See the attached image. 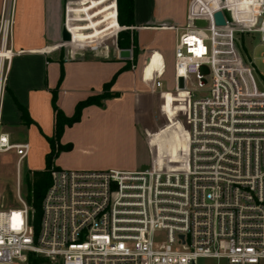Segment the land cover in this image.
<instances>
[{
  "label": "built area",
  "instance_id": "built-area-1",
  "mask_svg": "<svg viewBox=\"0 0 264 264\" xmlns=\"http://www.w3.org/2000/svg\"><path fill=\"white\" fill-rule=\"evenodd\" d=\"M192 4L173 50L172 94L188 97L186 124L153 131L151 163L137 171L53 168L36 235L20 191L30 146L1 128L9 60H0V153L16 156L18 203L9 207L0 194V264L26 263L29 254L57 264H264V88L235 42L236 34L254 37L264 64V0ZM11 27L4 2L0 50ZM162 75L154 73L152 91ZM173 128L181 141L159 154L152 140Z\"/></svg>",
  "mask_w": 264,
  "mask_h": 264
},
{
  "label": "crops",
  "instance_id": "crops-1",
  "mask_svg": "<svg viewBox=\"0 0 264 264\" xmlns=\"http://www.w3.org/2000/svg\"><path fill=\"white\" fill-rule=\"evenodd\" d=\"M192 1L131 0L129 16L127 0H0V14L4 2L11 14L7 48L13 52L12 58L5 61L3 124L12 142L22 143L15 139L11 128L25 133L23 142L30 146L27 157L34 148L42 150V164L30 171L44 168V155L49 150L44 137L53 132V91L57 107L67 117L79 101L104 91L108 94L99 103L84 107L79 121L64 128L59 142L70 145V149L59 152L54 165L121 171H137L150 165L149 135L155 124L186 114L185 104L172 94L173 88L162 89V80L169 72L173 82L174 43L189 20ZM118 24L119 31L136 33L134 63L131 49L128 58L119 57L116 41L112 48H96L102 40L115 36ZM66 25L72 41L65 44L61 42V29ZM66 45L79 50L90 48L64 54ZM156 71H163L161 87L152 91ZM17 104L27 112L29 125L22 123ZM152 141L161 154L163 149L174 151L178 139L169 129ZM91 150L97 152L93 158L88 154Z\"/></svg>",
  "mask_w": 264,
  "mask_h": 264
},
{
  "label": "rangeland",
  "instance_id": "rangeland-1",
  "mask_svg": "<svg viewBox=\"0 0 264 264\" xmlns=\"http://www.w3.org/2000/svg\"><path fill=\"white\" fill-rule=\"evenodd\" d=\"M118 33V32H117ZM117 33L114 37L102 40L100 43L97 44L96 48L103 49V48H112L114 47V43L116 41ZM235 42L237 45V48L244 59H249L252 61V58L254 59V73L253 76L255 78L256 84L260 88H264V64L261 63L259 55L262 51V48L259 46H254L256 41L254 37H247L242 35H235ZM81 50L72 48L71 46L66 45V47H63L62 52L64 54L69 53H75L77 54L80 51H87L90 47H80ZM171 49V48H170ZM71 56V55H69ZM163 83L165 86L162 89H168L171 90L173 88V82H172V75L171 73L167 74V78H163ZM263 81V82H262ZM166 83H168L170 86L167 87ZM180 101H182L185 104V109L188 108V97L187 95L180 96ZM186 118H181V123L183 125L186 124ZM170 123L168 121H160L155 124V132H157L160 129H163L164 127H167V124ZM2 130H8L5 128L3 122L1 126ZM13 132L15 133V139L17 141L23 142L26 141V135L23 132H19L14 128H11ZM173 130L176 132L177 139L181 141L180 135L178 134L177 130L173 128ZM41 149L34 148L30 155L26 157L20 165V191L23 198L26 199V196L29 193L30 189V183H31V177H30V170L32 168H35L37 165L42 164V156H41ZM95 150H91L88 152L89 157L93 158L96 155ZM16 156L12 152L7 153H0V194L4 197V203L5 205L9 207H17L18 203L15 198V192H16ZM56 168H59L57 165H55ZM65 169V168H60ZM77 170V169H72ZM82 170H88V169H82ZM200 264H222L220 262L216 261H199ZM14 264H27L26 263H14ZM41 264H57L53 261L49 260L48 258H44L43 262Z\"/></svg>",
  "mask_w": 264,
  "mask_h": 264
},
{
  "label": "trees",
  "instance_id": "trees-1",
  "mask_svg": "<svg viewBox=\"0 0 264 264\" xmlns=\"http://www.w3.org/2000/svg\"><path fill=\"white\" fill-rule=\"evenodd\" d=\"M127 10L129 16H131V0H127ZM118 23H121L120 18H118ZM118 24V33L116 37V45L119 49H131L133 51V59L132 62L136 61V54H137V46H136V33L132 30L126 29L121 30V27ZM129 68V66H128ZM114 77L110 82L104 85V88H108L112 82ZM108 94L104 91L97 97H89L86 100L79 101L75 108L74 112L70 117L64 115V113L57 107L56 105V93L55 91L52 92L51 97V104L54 113L53 118V132L51 136H45V140L48 143L49 150L44 155V168L41 170H33L30 171L31 183L29 193L26 196V201L30 205L32 209V224L34 228L35 235L38 232L39 228V221L41 215V202L44 196V193L47 187L50 184V171L53 168H56L54 165V159L59 154V152L70 149V145H61L60 144V137L63 133L65 127H69L74 123L78 122L81 116V111L84 107L90 104H97L99 103L100 99L107 97ZM17 108L21 113V121L22 123L29 125L31 120L27 112L17 104ZM45 257L36 255V254H29L27 258V264H41Z\"/></svg>",
  "mask_w": 264,
  "mask_h": 264
},
{
  "label": "water",
  "instance_id": "water-1",
  "mask_svg": "<svg viewBox=\"0 0 264 264\" xmlns=\"http://www.w3.org/2000/svg\"><path fill=\"white\" fill-rule=\"evenodd\" d=\"M214 20L215 23L217 25H223L224 22V18H223V14L221 11H217L214 14ZM72 41V37L71 34L69 33V31L67 30L66 26H62L61 29V42L62 43H69ZM130 55V51L128 49H120L119 50V57L120 58H128Z\"/></svg>",
  "mask_w": 264,
  "mask_h": 264
},
{
  "label": "bare ground",
  "instance_id": "bare-ground-1",
  "mask_svg": "<svg viewBox=\"0 0 264 264\" xmlns=\"http://www.w3.org/2000/svg\"><path fill=\"white\" fill-rule=\"evenodd\" d=\"M13 56V52L10 49H2L0 50V60L3 61V59L10 60Z\"/></svg>",
  "mask_w": 264,
  "mask_h": 264
}]
</instances>
